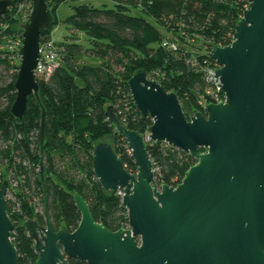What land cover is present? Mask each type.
<instances>
[{
	"label": "water",
	"instance_id": "1",
	"mask_svg": "<svg viewBox=\"0 0 264 264\" xmlns=\"http://www.w3.org/2000/svg\"><path fill=\"white\" fill-rule=\"evenodd\" d=\"M22 29L20 59L10 113L20 120L27 98L37 95L34 68L40 29L52 23L46 0H31ZM10 0H0V15ZM207 56L224 101L207 102L185 116L177 95L147 72L126 80L135 109L149 117L148 137L191 155L195 162L175 185L154 186V171L141 133L122 124L111 105L106 119L120 132L133 158L128 171L110 142L97 141L92 171L104 190L122 189L128 228L110 230L91 215L85 199L71 193L80 218L73 230L55 229L26 218L22 226L33 241L35 264H264V0H247L232 40L214 45ZM45 111L40 109L37 143L44 141ZM202 149V150H200ZM43 179V165L38 163ZM8 181L0 184V264H18L9 239L14 224L5 209Z\"/></svg>",
	"mask_w": 264,
	"mask_h": 264
},
{
	"label": "trees",
	"instance_id": "2",
	"mask_svg": "<svg viewBox=\"0 0 264 264\" xmlns=\"http://www.w3.org/2000/svg\"><path fill=\"white\" fill-rule=\"evenodd\" d=\"M19 1L10 0V9L0 15V24L10 25L5 31H22L18 18L12 17ZM64 1L68 0H46L53 20L40 29V40L58 23L55 11ZM109 2L75 5L66 19L83 32L89 56L97 61L83 58L86 49L81 43L59 39L60 64L47 80L36 78L37 95L27 98L20 120L10 113L17 64L0 51V184L7 177L5 209L14 224L12 243L18 264H35L37 257L22 226L24 219L41 223L46 214L55 229L77 226L80 214L71 197L73 191L85 199L92 217L108 229L116 230L127 221L121 196L117 190H104L91 167L93 145L109 136L125 168L136 171L122 134L106 119L107 106H112L122 124L144 134L151 120L135 109L126 85L129 76L142 69L164 90L177 95L182 110L190 113L198 108L196 99L206 86L201 66L211 62L207 50L231 42L234 25L247 6V0ZM169 33L176 38L175 51L160 45ZM41 108L45 136L40 146L36 135ZM146 146L156 169L155 184L175 185L195 162L188 153L162 141L151 140ZM65 264L86 263L69 259Z\"/></svg>",
	"mask_w": 264,
	"mask_h": 264
},
{
	"label": "built area",
	"instance_id": "3",
	"mask_svg": "<svg viewBox=\"0 0 264 264\" xmlns=\"http://www.w3.org/2000/svg\"><path fill=\"white\" fill-rule=\"evenodd\" d=\"M31 0H22L17 3L15 12L12 14V17L15 16L18 18V23H24L30 13L31 10ZM10 9V4L8 5L6 11ZM4 14V13H3ZM21 27V25H19ZM10 28L8 23L0 24V51L7 52L11 63H16L18 69L19 59H20V46L22 42V31L14 30V31H5L6 28ZM12 28V27H11ZM232 40V39H231ZM160 45L169 51H175L177 49V41L176 38L173 37L170 33L165 35L160 40ZM210 50V49H209ZM207 50V52L209 51ZM39 57L36 62V66L34 68V76L35 78H42L47 80L54 69L60 64V47L57 45V40L54 39L52 30L48 34V36L42 38L39 41ZM210 59V58H209ZM211 62L201 66V70L203 71V79L206 83V86L202 93H200L196 99V104L198 109L202 110L207 102H218L224 101V94L220 91L219 80L215 77L214 80V69L219 65L210 59ZM149 79H154L152 75L147 74ZM158 81V80H157ZM147 129V128H146ZM144 138V142L151 141L148 137V132L145 130L144 134H142ZM153 167V166H152ZM154 170H156L154 168ZM117 193L122 196V189H117ZM126 227H128V223L126 221ZM123 228V227H122ZM13 231V230H12ZM12 231L10 232L9 239L12 241Z\"/></svg>",
	"mask_w": 264,
	"mask_h": 264
},
{
	"label": "rangeland",
	"instance_id": "4",
	"mask_svg": "<svg viewBox=\"0 0 264 264\" xmlns=\"http://www.w3.org/2000/svg\"><path fill=\"white\" fill-rule=\"evenodd\" d=\"M83 2H87V3H89L91 5H95V6H99L102 3H106V4L110 5L109 0H68V1L61 2L57 6L56 11H55L56 17L58 18V23L55 24L51 28V30H52L54 39L57 41L59 39L63 38L66 40H75L76 42L81 43L82 48L86 49L84 51L85 57H83V58H86V59L88 58V61L90 63H95L97 61V59L96 58L92 59V56H89L90 50L86 47H90V46H89V42H87L83 32L79 31L76 27H74L72 24H70L66 21V19L73 13V7L75 5L81 4ZM131 12L139 14V12L136 10H131ZM214 103H216V102H214ZM196 109H198V108H196ZM183 112L185 115L190 114V113H187L188 112L187 110H183ZM102 139L111 143V138L109 136H105ZM111 145H112V143H111ZM152 168H153V171L155 172L154 167H152ZM133 173H135V172H133ZM153 185L154 186L159 185V184H155V179H154ZM7 193L5 195V199L8 197ZM125 224H126V222H123L121 227L128 228V227H126Z\"/></svg>",
	"mask_w": 264,
	"mask_h": 264
}]
</instances>
